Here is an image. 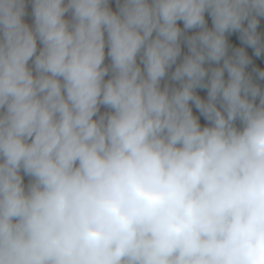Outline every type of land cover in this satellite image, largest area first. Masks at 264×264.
Returning a JSON list of instances; mask_svg holds the SVG:
<instances>
[{"label": "clouds", "instance_id": "1", "mask_svg": "<svg viewBox=\"0 0 264 264\" xmlns=\"http://www.w3.org/2000/svg\"><path fill=\"white\" fill-rule=\"evenodd\" d=\"M114 2L0 0V264H264V0Z\"/></svg>", "mask_w": 264, "mask_h": 264}, {"label": "crops", "instance_id": "2", "mask_svg": "<svg viewBox=\"0 0 264 264\" xmlns=\"http://www.w3.org/2000/svg\"><path fill=\"white\" fill-rule=\"evenodd\" d=\"M111 6L113 7V10H115V2H114V0H112ZM28 11L30 12V6H29ZM25 20H26V22L31 23V17H30V16L25 17ZM262 28H264V21H262ZM260 66H261V67H264V65H260ZM200 94H201V95H204V93H200ZM103 110H104V109L102 108V111H103ZM202 123H203V121H202Z\"/></svg>", "mask_w": 264, "mask_h": 264}]
</instances>
